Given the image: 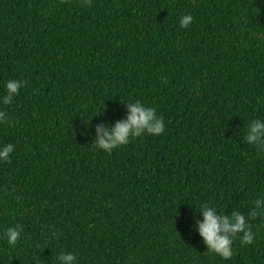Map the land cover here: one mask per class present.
Wrapping results in <instances>:
<instances>
[{
	"label": "trees",
	"instance_id": "1",
	"mask_svg": "<svg viewBox=\"0 0 264 264\" xmlns=\"http://www.w3.org/2000/svg\"><path fill=\"white\" fill-rule=\"evenodd\" d=\"M193 22L181 28L179 19ZM0 264H264V220L233 256L207 251L199 205L251 212L264 152V0H0ZM139 100L164 132L95 147ZM101 111L97 114V112ZM22 229L15 246L7 227Z\"/></svg>",
	"mask_w": 264,
	"mask_h": 264
},
{
	"label": "clouds",
	"instance_id": "2",
	"mask_svg": "<svg viewBox=\"0 0 264 264\" xmlns=\"http://www.w3.org/2000/svg\"><path fill=\"white\" fill-rule=\"evenodd\" d=\"M82 3L91 5L92 0H82ZM193 22L191 14L182 15L179 19L181 28H187ZM25 81L11 79L4 83L5 95L0 97V103L9 105L13 98L19 94ZM125 118L115 121L111 125L97 124L95 132V147L111 153L121 145H127L130 139L145 134L159 135L164 132L163 117L157 114L154 107H148L139 100L127 102ZM101 111L97 112L100 113ZM8 119L4 111H0V122ZM244 140L249 146H254L258 151L264 152V119L251 120L244 129ZM14 151L12 143L0 145V162H9L10 154ZM253 205L251 212L244 214L233 210L226 214L224 209L217 214L216 208L208 203L199 205L202 220H197L195 225L207 251L215 253L227 260L233 256V242L239 237L241 246L251 244L256 234L252 231V221L260 218L264 220V196H257L250 202ZM22 229L19 225L7 227L3 237L9 246H15L20 238ZM59 264H74L76 256L71 252H60L57 256Z\"/></svg>",
	"mask_w": 264,
	"mask_h": 264
}]
</instances>
